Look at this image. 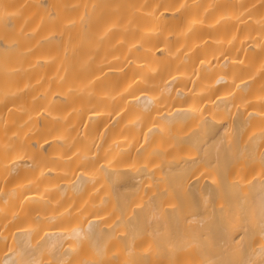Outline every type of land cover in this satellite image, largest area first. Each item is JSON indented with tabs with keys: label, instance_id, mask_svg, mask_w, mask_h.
<instances>
[{
	"label": "bare ground",
	"instance_id": "obj_1",
	"mask_svg": "<svg viewBox=\"0 0 264 264\" xmlns=\"http://www.w3.org/2000/svg\"><path fill=\"white\" fill-rule=\"evenodd\" d=\"M0 264H264V0H0Z\"/></svg>",
	"mask_w": 264,
	"mask_h": 264
},
{
	"label": "rangeland",
	"instance_id": "obj_2",
	"mask_svg": "<svg viewBox=\"0 0 264 264\" xmlns=\"http://www.w3.org/2000/svg\"><path fill=\"white\" fill-rule=\"evenodd\" d=\"M7 85H8V83H7ZM7 85H6V87H7ZM8 89V88H7Z\"/></svg>",
	"mask_w": 264,
	"mask_h": 264
}]
</instances>
